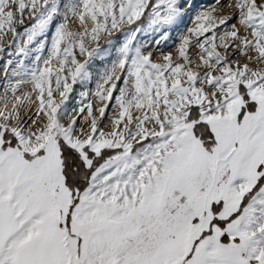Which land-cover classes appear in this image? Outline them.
<instances>
[{"label": "snow or ice", "instance_id": "1", "mask_svg": "<svg viewBox=\"0 0 264 264\" xmlns=\"http://www.w3.org/2000/svg\"><path fill=\"white\" fill-rule=\"evenodd\" d=\"M191 9L0 0V264H264V0Z\"/></svg>", "mask_w": 264, "mask_h": 264}, {"label": "rangeland", "instance_id": "2", "mask_svg": "<svg viewBox=\"0 0 264 264\" xmlns=\"http://www.w3.org/2000/svg\"><path fill=\"white\" fill-rule=\"evenodd\" d=\"M209 2H211V0H193V9L189 10V16L184 17L183 21L181 22V24L179 26V29L182 30L184 27L190 26L189 17L195 14V11L198 9V6H200V5L204 4V3H209ZM221 14H227V13H221ZM175 34L176 33L174 31L173 35L175 36ZM114 35L117 37V39L121 38L119 33H115ZM99 47L101 49H104V48L107 47V44L102 40L99 43ZM93 63L96 64L97 66H101L103 61H101L100 59H95L93 61ZM2 65H3V59H0V83H2L3 74H4ZM90 87H92V86H90ZM74 88L76 89V91L71 94V98L67 102L69 107H71L75 103V98L78 95V92L81 90L79 84L74 85Z\"/></svg>", "mask_w": 264, "mask_h": 264}]
</instances>
